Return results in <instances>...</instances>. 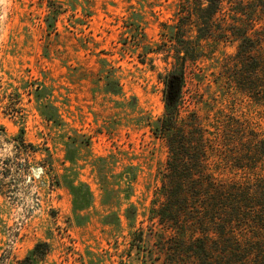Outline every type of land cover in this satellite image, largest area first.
Segmentation results:
<instances>
[{
  "label": "rangeland",
  "instance_id": "374dc122",
  "mask_svg": "<svg viewBox=\"0 0 264 264\" xmlns=\"http://www.w3.org/2000/svg\"><path fill=\"white\" fill-rule=\"evenodd\" d=\"M185 2L0 0V259L5 264H19L40 243L50 249L38 264L219 262L216 252L204 254L201 243L189 245L158 222L169 158L166 141L157 135L165 83L182 73L178 123L207 130L211 164L243 161L253 133L264 137V102L254 104L240 89L234 32L240 0L224 1L207 36L204 22L197 23ZM179 34L196 47L187 58L176 56ZM110 80L114 83L106 86ZM44 81L54 89L52 102L64 125L47 122L29 95ZM22 129L37 150L16 157L14 139ZM229 134L242 146L227 147ZM81 184L93 201L77 209L69 188ZM211 236L216 242L217 235ZM191 247L200 259L193 258Z\"/></svg>",
  "mask_w": 264,
  "mask_h": 264
},
{
  "label": "trees",
  "instance_id": "16d2710c",
  "mask_svg": "<svg viewBox=\"0 0 264 264\" xmlns=\"http://www.w3.org/2000/svg\"><path fill=\"white\" fill-rule=\"evenodd\" d=\"M224 1L186 0L184 6L190 8L189 13L195 15L197 23L204 22L202 30L207 36L210 21L220 12ZM204 3L207 8H203ZM237 14L240 19L234 32L239 40L238 57L242 65L240 89L249 95L254 104L264 102V0H240ZM245 23L251 27L249 30ZM249 31L251 35H248ZM178 38L175 40L178 43L176 56L181 58L184 53L187 58L196 47H192L191 41H183L181 34ZM182 76V73L173 74L167 79L165 113L158 122L157 135L166 141L169 152L165 179L159 189V196L164 199L157 211L159 225L171 228L189 245L195 247L201 243L200 248L206 255L214 256L216 252L219 258L217 264H264V137L259 139L253 133L255 139L251 145H244L246 158L243 161L211 164L208 158L213 150L209 146L207 130L189 123H178ZM113 83L112 80L106 81V86ZM116 86L120 89L118 82H115ZM18 91L16 88L15 92ZM53 91V87L45 81L38 82L29 95L32 94L47 122L64 125L59 108L52 102ZM226 141L230 148L242 146L233 140L231 134ZM14 142L16 157L36 153V147L25 140L23 129ZM222 172H242L245 176L231 178L222 175ZM128 186L131 187L129 183ZM69 189L77 209H83L93 201L86 185L71 186ZM188 230H191L189 235ZM197 232L202 237L197 236ZM211 234L217 235L216 242ZM194 247L190 252L193 258L200 259L201 254ZM49 249V244L40 243L19 264H38L48 255ZM4 260L0 259V264H5Z\"/></svg>",
  "mask_w": 264,
  "mask_h": 264
}]
</instances>
